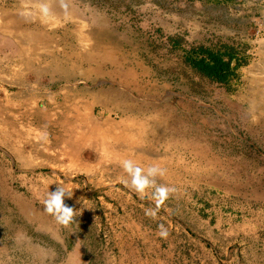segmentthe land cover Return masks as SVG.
Instances as JSON below:
<instances>
[{
  "label": "rangeland",
  "instance_id": "obj_1",
  "mask_svg": "<svg viewBox=\"0 0 264 264\" xmlns=\"http://www.w3.org/2000/svg\"><path fill=\"white\" fill-rule=\"evenodd\" d=\"M0 264H264V0H0Z\"/></svg>",
  "mask_w": 264,
  "mask_h": 264
},
{
  "label": "clouds",
  "instance_id": "obj_2",
  "mask_svg": "<svg viewBox=\"0 0 264 264\" xmlns=\"http://www.w3.org/2000/svg\"><path fill=\"white\" fill-rule=\"evenodd\" d=\"M123 167L125 168L126 171H129L130 174H132L133 185H135L138 189L143 187V185L140 184L137 176L139 169H135V171H133V165L131 164L130 161H125L123 163ZM149 171H155V169H150ZM65 195L69 197L71 196V194L68 193L66 189L59 186L57 191L49 193V196L45 201L46 211L48 213L53 214L56 220L62 224H68L73 215L72 208L66 206L64 203ZM160 235L162 237H166L167 232L162 230L160 232Z\"/></svg>",
  "mask_w": 264,
  "mask_h": 264
},
{
  "label": "trees",
  "instance_id": "obj_3",
  "mask_svg": "<svg viewBox=\"0 0 264 264\" xmlns=\"http://www.w3.org/2000/svg\"><path fill=\"white\" fill-rule=\"evenodd\" d=\"M231 63L232 61L224 62L221 58V55H217L216 57H214V61L211 63H205L203 60H199L195 64H197L198 67L206 74L214 75L216 73H219L221 70L226 71L227 74L230 69Z\"/></svg>",
  "mask_w": 264,
  "mask_h": 264
},
{
  "label": "crops",
  "instance_id": "obj_4",
  "mask_svg": "<svg viewBox=\"0 0 264 264\" xmlns=\"http://www.w3.org/2000/svg\"><path fill=\"white\" fill-rule=\"evenodd\" d=\"M256 99L253 100V102H255Z\"/></svg>",
  "mask_w": 264,
  "mask_h": 264
}]
</instances>
